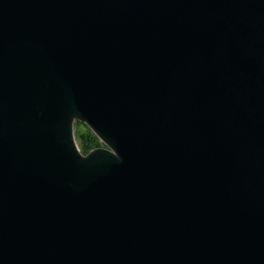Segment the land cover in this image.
<instances>
[{
    "label": "water",
    "instance_id": "obj_1",
    "mask_svg": "<svg viewBox=\"0 0 264 264\" xmlns=\"http://www.w3.org/2000/svg\"><path fill=\"white\" fill-rule=\"evenodd\" d=\"M0 264H264V0H0Z\"/></svg>",
    "mask_w": 264,
    "mask_h": 264
},
{
    "label": "trees",
    "instance_id": "obj_2",
    "mask_svg": "<svg viewBox=\"0 0 264 264\" xmlns=\"http://www.w3.org/2000/svg\"><path fill=\"white\" fill-rule=\"evenodd\" d=\"M74 133L75 139L77 141L78 147L83 154H86L91 149L99 147L101 142L98 138L91 132V130L83 123L76 121L74 123Z\"/></svg>",
    "mask_w": 264,
    "mask_h": 264
},
{
    "label": "rangeland",
    "instance_id": "obj_3",
    "mask_svg": "<svg viewBox=\"0 0 264 264\" xmlns=\"http://www.w3.org/2000/svg\"><path fill=\"white\" fill-rule=\"evenodd\" d=\"M74 128H75V126H74ZM99 142H100V141H99ZM101 146H104V145L101 143L99 147H101Z\"/></svg>",
    "mask_w": 264,
    "mask_h": 264
}]
</instances>
